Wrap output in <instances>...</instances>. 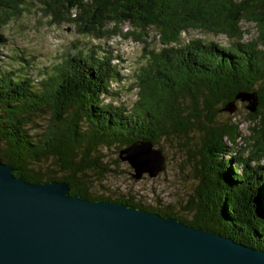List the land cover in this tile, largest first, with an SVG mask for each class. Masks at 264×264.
<instances>
[{
	"label": "trees",
	"instance_id": "16d2710c",
	"mask_svg": "<svg viewBox=\"0 0 264 264\" xmlns=\"http://www.w3.org/2000/svg\"><path fill=\"white\" fill-rule=\"evenodd\" d=\"M26 15L34 28L69 25L80 39H96L103 54L91 48L99 58L89 64L74 37L59 44V53L44 52L56 61L52 71L37 67V54L26 57L23 49L24 61L11 53L6 67L0 64V161L13 175L67 180L71 194L124 202L264 246V173L256 162L264 158V0H0V27ZM242 19L253 22L254 38L242 39ZM190 29L233 40L224 46L185 37ZM115 36L140 44L130 73L116 44L108 43ZM124 92L135 95L132 107L118 100ZM241 93L256 96L247 157L234 149L243 136L240 123L224 117ZM169 138H185L183 149L196 161L189 215L169 203L92 190V178L114 170L123 145L151 143L162 152L158 143ZM111 145L118 151L113 161L103 152Z\"/></svg>",
	"mask_w": 264,
	"mask_h": 264
},
{
	"label": "water",
	"instance_id": "95a60500",
	"mask_svg": "<svg viewBox=\"0 0 264 264\" xmlns=\"http://www.w3.org/2000/svg\"><path fill=\"white\" fill-rule=\"evenodd\" d=\"M254 110L256 96L240 94ZM251 98V100H250ZM233 103L228 109H234ZM120 151L155 175L163 155ZM0 161V264H264V246L109 199L69 193L67 180L30 182Z\"/></svg>",
	"mask_w": 264,
	"mask_h": 264
},
{
	"label": "rangeland",
	"instance_id": "374dc122",
	"mask_svg": "<svg viewBox=\"0 0 264 264\" xmlns=\"http://www.w3.org/2000/svg\"><path fill=\"white\" fill-rule=\"evenodd\" d=\"M35 15H38V13L36 12ZM23 22L16 24H5L4 26L0 27V34L3 39L0 41L1 65H3V63H8L7 55L11 53H13V56L17 58L16 60L19 58V60L24 61L23 58L18 56V54H20L19 50L23 49V52L26 53V57L30 56L29 58H31L33 56L30 54H37V56L34 58V64H38L37 67L42 64L47 65V71H52L57 65L56 61L49 57L52 54L53 44L59 43L60 41H65L67 38L72 39L74 37H76L80 42H84L77 43L83 48V56H86L84 58L87 59L89 64L94 60V55L96 58H99L98 53L94 52V50L103 54L102 50L97 46L96 39L91 37H83V39H80L75 33L69 32V25L63 24L57 28H53V26L50 25H40L39 27L34 28V21L31 15H26V17L23 18ZM239 25L244 30L242 39H252L255 37L256 28L252 21L242 19ZM126 27L127 24L123 25V29ZM184 35L185 37H207L221 43L224 46H228L231 40H233L223 33L217 34L212 31H200L199 29H190L188 32H185ZM85 42H88L91 47ZM111 42H114L119 51L122 53V58L124 60L123 64L125 65V67L123 66L124 72L130 73L135 59L139 54L140 44L129 39L123 40L118 36L112 38V41H109L108 43ZM49 50L51 54H48L47 57L44 52ZM53 51L59 53L61 51V47L58 46ZM69 57L72 58V56ZM1 67L4 68L6 66L3 65ZM42 73L44 72L39 70L37 73L34 72L32 76L36 79H39L38 75ZM134 99V94L124 92L120 94V98L118 100H123L127 107H132L134 104ZM106 100H103L104 103ZM114 100H116V98H114L112 101ZM247 104H249L248 100L238 101L236 103V107L231 112L227 111L225 116L223 115L224 117H227V119L231 117L233 122L240 123L239 128L243 136L238 138L234 149L241 151L242 156L244 157L249 156L248 153L251 148L250 144L252 141L248 139V135L250 133L249 127L252 124V121L249 116V108L247 107ZM36 123L40 124L42 123V120H35V124ZM30 128H32L30 129L31 131L36 129L35 125L31 126ZM175 139L177 140V138L163 139L160 143H158L162 146V152H160V154L163 155L164 160L163 167L155 175L150 176L147 172H143L140 177H133L132 172H134V168L131 166V164L126 160L118 158L116 159V163L112 166L114 167V170L109 171L106 175L100 178V180L92 178V190L95 193L98 191H105L106 193L111 194H131L134 196V199H139L146 204L149 203L157 205L158 203H161L164 205L169 203L171 204V207L174 209V211L178 213L180 212L184 215H189V213H187L188 211L185 210V205L188 203V199L191 198L190 195L192 194V188L195 183L194 169L197 167H194V165L196 164V161L192 156H188L187 149H183V144L187 140L183 138L178 139L179 141L177 140V142ZM189 141L191 140L189 139ZM197 142H200V140L195 137L193 143ZM155 145H153V147ZM150 146L152 148L151 143ZM122 147H127V145H123ZM134 148H136L138 152L139 150L143 152L146 149V144L140 142L137 143ZM116 149V145H111L107 149L103 148L106 159L113 161V159L118 155V151H116ZM141 152L137 154H140ZM256 162L257 165H262V168H258V170H260L263 174L264 158H259ZM250 163L252 164L254 161L252 160Z\"/></svg>",
	"mask_w": 264,
	"mask_h": 264
}]
</instances>
